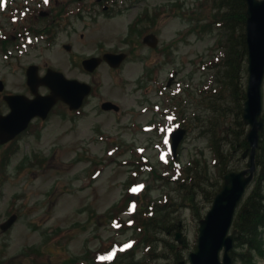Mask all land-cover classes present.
I'll return each instance as SVG.
<instances>
[{
	"label": "rangeland",
	"instance_id": "1",
	"mask_svg": "<svg viewBox=\"0 0 264 264\" xmlns=\"http://www.w3.org/2000/svg\"><path fill=\"white\" fill-rule=\"evenodd\" d=\"M28 1L31 2L16 0L13 7L23 10ZM39 1L42 0H35L34 4ZM203 1L207 0H112L113 8L108 15L102 13L96 0H84V19L76 23L80 28L76 33L60 34L53 43L39 39L33 48L23 54L17 51L19 54L9 60L0 54V78L13 88H24L25 69L31 63L38 64L42 71L53 67L69 77L96 85L87 106L75 119L63 105H59L47 122L36 127L35 130H41L39 133L24 135L19 145L11 148L14 152L5 167L6 176L4 172L0 176V222L14 211H18L21 218L9 232H0V264H67L78 257L80 259L75 264H97L93 252H105L113 242L130 238L136 242L131 251H135L138 264H175L174 248L170 243H175L177 252L181 251L182 258L187 259L194 249L198 218L194 220V214L188 208H180L173 214L181 213L183 219L180 222L183 227L180 244L162 227L170 222L167 213L171 209L156 211L157 205L162 208L165 200L154 204L164 195H175L173 172L167 175L170 170L167 171V162L162 160L169 155L160 153L169 139L167 131L158 125L168 123L167 112L179 113L184 109L185 118L189 117L187 125L193 129L186 135L179 158L183 165L194 154L201 160L212 159L207 144L210 136L202 132L211 112L202 101L207 98L206 89L213 85L217 76L216 71L210 72L207 64L215 46L206 18L210 19L213 11L207 3L200 6ZM53 2L51 0V4ZM154 8L162 12L157 22H142L139 28L144 33H131L133 22L143 12L150 13ZM195 8L197 17L186 21L189 17H184L183 13L187 11L189 15ZM4 23L7 24L3 27L5 30L15 24L8 25L5 20ZM190 23L192 26L200 23L197 29L200 32H188L193 31ZM154 30L160 42L152 49L143 43L142 38ZM66 43L72 45L71 52L64 48ZM109 49L130 51V58L120 70L102 64L96 74L88 75L79 67L83 57ZM174 57L176 60L172 62ZM148 68L155 73L158 83H139ZM173 73L175 78L171 88L166 89ZM158 87L161 94L156 90ZM178 87L181 91H172ZM166 93L176 94L175 98L169 100ZM103 100H112L121 110L101 111ZM200 115L195 125L194 117ZM140 153L158 165V175L162 178L151 184V194H141L138 202V212L144 211L143 197L147 195L153 205L149 212L161 223L156 232L159 240L149 244H141L140 236H134L132 228H116L108 215L110 209L121 203L126 193L125 185L145 181V171L139 173L138 179L135 174L131 175V164L140 158ZM94 159L96 165H93ZM240 159V153L234 150L233 156L228 155L227 168L243 167L244 162ZM93 169L98 170L95 178L92 177ZM149 206L150 203L147 208ZM125 209L114 211L125 218ZM134 218L138 220V213ZM165 236L164 242L162 237ZM35 246L42 253L38 255L29 249L25 253L27 247ZM151 250L153 254L149 255ZM87 251L93 260L83 258ZM258 264H264V258H259Z\"/></svg>",
	"mask_w": 264,
	"mask_h": 264
},
{
	"label": "water",
	"instance_id": "2",
	"mask_svg": "<svg viewBox=\"0 0 264 264\" xmlns=\"http://www.w3.org/2000/svg\"><path fill=\"white\" fill-rule=\"evenodd\" d=\"M249 3L248 20V42L250 48L249 69L250 80L248 87V101L244 117L247 122L252 124L253 128L248 139L253 146L250 159V169L241 173H230L227 175V181L223 190L217 196L213 209L209 212L207 219L202 221L199 246L196 252L190 254L192 264H231L229 251L233 247V235L227 236L231 225L235 208L241 200L247 185L251 182L255 171L254 154L258 145L259 130L263 127V122L258 121L262 110V83L264 77V0H247ZM150 43L155 44V40L148 39ZM105 58L113 66H118L124 55L114 56L106 54ZM100 62L98 58H92L84 62L87 69L93 70ZM47 84L52 88L53 93L44 98H36L29 102L23 100V97L16 96L10 99L12 112L0 120V139L6 142L13 138L18 132L24 129L30 119L36 114L45 117L50 108L59 99L68 102L72 108H78L82 104L84 97L89 94L91 88L86 83L77 80H69L60 72L49 70L46 76ZM29 80L34 87L40 84V80L31 68L29 71ZM106 108H112L114 105L108 103ZM251 171V175H245ZM12 217L3 225L7 229L15 221ZM224 248V262L220 261L219 253ZM183 264V262L181 263Z\"/></svg>",
	"mask_w": 264,
	"mask_h": 264
},
{
	"label": "trees",
	"instance_id": "3",
	"mask_svg": "<svg viewBox=\"0 0 264 264\" xmlns=\"http://www.w3.org/2000/svg\"><path fill=\"white\" fill-rule=\"evenodd\" d=\"M230 4L234 11L232 15H229V19L233 22L231 21L229 24V40L232 41V44L229 49L230 55L226 56V88L231 91L234 103L241 106V102L245 98L242 79L246 69V48L241 33L236 36V23L244 22L245 2L244 0H231ZM241 9L243 14L237 13ZM244 145H246L245 141ZM262 164L261 175L255 181L254 187L245 201L246 208L238 212L235 221V226L238 229L237 247L240 248V251L234 252V254L241 264H255L253 252L256 250H258L257 253L264 255V251L260 249L261 243H263L260 239V228L264 227V163ZM245 246L246 250H244Z\"/></svg>",
	"mask_w": 264,
	"mask_h": 264
},
{
	"label": "flooded vegetation",
	"instance_id": "4",
	"mask_svg": "<svg viewBox=\"0 0 264 264\" xmlns=\"http://www.w3.org/2000/svg\"><path fill=\"white\" fill-rule=\"evenodd\" d=\"M54 21H56V20H54ZM75 30H76L75 26H73V27L70 26L69 30H67V31L70 32V31H75Z\"/></svg>",
	"mask_w": 264,
	"mask_h": 264
},
{
	"label": "snow or ice",
	"instance_id": "5",
	"mask_svg": "<svg viewBox=\"0 0 264 264\" xmlns=\"http://www.w3.org/2000/svg\"><path fill=\"white\" fill-rule=\"evenodd\" d=\"M3 5H2V3H0V7H2Z\"/></svg>",
	"mask_w": 264,
	"mask_h": 264
}]
</instances>
